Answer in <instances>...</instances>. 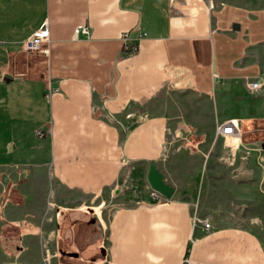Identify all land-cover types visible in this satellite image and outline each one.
I'll use <instances>...</instances> for the list:
<instances>
[{"label":"crops","instance_id":"1","mask_svg":"<svg viewBox=\"0 0 264 264\" xmlns=\"http://www.w3.org/2000/svg\"><path fill=\"white\" fill-rule=\"evenodd\" d=\"M80 24L86 36L74 35ZM43 25L47 51H25ZM258 75L264 0H0V168L46 170L64 200L96 203L85 212L115 197L106 221L65 207L85 257L102 247L108 264H177L187 253L264 264L255 232L203 204L194 215L225 161L234 176L252 170L243 132L264 128V86L247 89ZM228 119L240 144L215 136ZM151 163L174 188L161 203L149 195Z\"/></svg>","mask_w":264,"mask_h":264},{"label":"rangeland","instance_id":"2","mask_svg":"<svg viewBox=\"0 0 264 264\" xmlns=\"http://www.w3.org/2000/svg\"><path fill=\"white\" fill-rule=\"evenodd\" d=\"M243 136L245 156L249 151L256 153L252 170L234 176L225 161L223 173L212 177L214 185L201 205L195 202L194 215L199 216L203 204L204 211L217 222L247 228L264 244V128H247ZM230 140L240 144L241 139ZM186 144L183 148L188 151L192 146ZM65 197V190L42 168H0V264H108L102 247L90 257L74 248L66 221L72 211L65 207L80 206L74 214L106 221L115 210V197L108 198L98 214L81 207L95 205L93 201L75 204Z\"/></svg>","mask_w":264,"mask_h":264},{"label":"built area","instance_id":"3","mask_svg":"<svg viewBox=\"0 0 264 264\" xmlns=\"http://www.w3.org/2000/svg\"><path fill=\"white\" fill-rule=\"evenodd\" d=\"M73 33L75 36H86L89 33V29L85 24L77 25ZM49 31L46 25L41 26L38 30H36L23 44V49L27 52H43L47 51L46 43L48 41ZM127 35H123V39L125 40ZM126 46H128L126 44ZM264 86V77L258 75L255 79L250 80L247 84V89L250 92H256ZM52 90L56 91L57 88H53ZM238 133L236 121L233 119H228L224 122L218 123L215 127V136L223 137L224 139L230 136H234ZM149 195L152 199H154L157 203H161L165 200V197L158 192L157 190L151 188ZM195 221L201 224L203 229L209 231L213 228L209 217L204 218H195ZM177 264H201L193 261L190 257V254H186Z\"/></svg>","mask_w":264,"mask_h":264},{"label":"water","instance_id":"4","mask_svg":"<svg viewBox=\"0 0 264 264\" xmlns=\"http://www.w3.org/2000/svg\"><path fill=\"white\" fill-rule=\"evenodd\" d=\"M147 181L151 188L160 192L165 198H170L174 192L173 186L165 182L163 174L155 163H151L147 172Z\"/></svg>","mask_w":264,"mask_h":264},{"label":"bare ground","instance_id":"5","mask_svg":"<svg viewBox=\"0 0 264 264\" xmlns=\"http://www.w3.org/2000/svg\"><path fill=\"white\" fill-rule=\"evenodd\" d=\"M240 138V135L239 134H235L234 136H233V138Z\"/></svg>","mask_w":264,"mask_h":264}]
</instances>
